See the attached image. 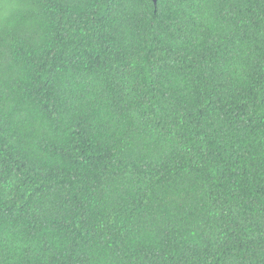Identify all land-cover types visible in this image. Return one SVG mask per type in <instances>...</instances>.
Here are the masks:
<instances>
[{"label": "trees", "instance_id": "16d2710c", "mask_svg": "<svg viewBox=\"0 0 264 264\" xmlns=\"http://www.w3.org/2000/svg\"><path fill=\"white\" fill-rule=\"evenodd\" d=\"M0 264H264V0H0Z\"/></svg>", "mask_w": 264, "mask_h": 264}, {"label": "water", "instance_id": "95a60500", "mask_svg": "<svg viewBox=\"0 0 264 264\" xmlns=\"http://www.w3.org/2000/svg\"><path fill=\"white\" fill-rule=\"evenodd\" d=\"M157 0H155V2H156Z\"/></svg>", "mask_w": 264, "mask_h": 264}]
</instances>
